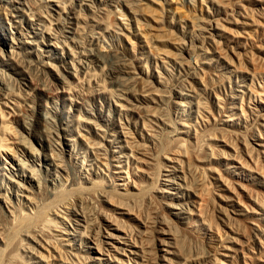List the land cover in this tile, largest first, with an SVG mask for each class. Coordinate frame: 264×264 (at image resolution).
I'll return each mask as SVG.
<instances>
[{"label": "rangeland", "instance_id": "rangeland-1", "mask_svg": "<svg viewBox=\"0 0 264 264\" xmlns=\"http://www.w3.org/2000/svg\"><path fill=\"white\" fill-rule=\"evenodd\" d=\"M191 42L196 47L194 53L201 47L199 63L193 62L191 55L186 57ZM0 48V86L3 77L9 83L5 93L0 94L5 116L0 117V126L6 125L7 130L5 133L0 127V139L28 165H39L36 169L46 185L51 178L40 170L44 169L41 165L51 167L52 163L33 160L19 145L29 142L43 156L62 147L64 159H70L82 173L95 169V155L102 156L110 167L106 170L100 166L98 176L113 189L109 175L116 178L113 172L119 171L114 168L120 166L125 171L132 163L130 157L126 160L129 150L125 139L136 144L137 151L144 144V148L151 145L138 117L147 108L139 96L144 95L141 91L146 87L162 96L153 109L162 120H158V127L155 125L158 132L162 129L158 138L161 144L172 141L165 148L168 153L159 141L152 152L158 166H170L169 172L162 170V174L176 175L163 156L167 158L175 151L181 158L177 150L182 147L178 145L186 140V129L181 124H202L190 92L191 87H201V75L211 79L203 95L208 107L202 111L209 126L216 122L219 129H236L242 132L241 137H248L253 125L250 110L264 113V0H0ZM108 52L112 57H106ZM255 91H259L260 98ZM229 115H234L233 121H227ZM220 133L216 131L210 140L204 137L201 148L205 150V143L211 142L223 149L224 156L205 158L219 170L215 169L216 174L201 167L191 173L188 170L186 182L191 184L184 185L181 178L175 177L172 186L161 181L150 191L162 203L173 199L186 203L188 213L172 207L161 210L173 226L191 238L173 241V233L154 222L156 206L138 204L132 212L147 227L131 220L133 215L125 217L135 224L134 242L124 236L120 243L103 245V251H108L105 254L97 253V248L81 236L84 220L80 225L62 224L67 236L53 231L56 237L38 235L33 240L21 233L7 246V216L11 209L7 200L16 205L17 194L22 198L27 194L25 188L36 191V182H24L29 174L19 170L10 150L0 152V264H264V229L259 232L254 226L259 223L264 228V154L260 153L264 148L258 143L251 147L253 155L258 153L254 149L260 153L259 177L230 163L227 154L233 152L219 141ZM225 140L243 149L234 136ZM198 149L193 153L199 152L200 156ZM128 170L129 177L134 178L133 170ZM217 174L222 180L226 178V183L234 182H229V191L214 182ZM119 175L120 180L112 183L125 185V174ZM238 182L260 189L261 193L254 190L250 194H256L258 204L241 192ZM141 185L146 187L143 181ZM119 191L123 193L121 187ZM95 200L92 198L87 208L92 207L86 209L93 225L99 226L98 222L103 221Z\"/></svg>", "mask_w": 264, "mask_h": 264}, {"label": "bare ground", "instance_id": "bare-ground-1", "mask_svg": "<svg viewBox=\"0 0 264 264\" xmlns=\"http://www.w3.org/2000/svg\"><path fill=\"white\" fill-rule=\"evenodd\" d=\"M200 36H202V35H200ZM202 38H199V39L203 40L204 38L203 39ZM212 40H211V42H214ZM203 41L205 42V40H203ZM193 43L191 42L189 44V45H191V47H187L188 49L185 50L186 57H190V55H191V58L192 59L194 58L193 62L197 63V61H198V63H199L200 62L199 59H202V58H198L199 57L198 53H200L202 50H201V47H199L200 52H198L199 50L197 49L198 50V51H196L197 54L194 53V50L196 49V47L194 49L195 44H193ZM192 44H193V46H192ZM202 47H203V45H202ZM215 50H218V49H215ZM217 52H219V54L221 53L219 50ZM110 53L111 52H108L106 54V57H109V58L112 57V55ZM0 54H2L1 48H0ZM192 54H194L195 57L192 56ZM200 55H202V54H200ZM204 55H205V53H204ZM183 57H185V56H183ZM183 57H182V59L184 62L186 61V63H190V61L188 59L183 58ZM183 61H182V63H183ZM19 66L21 68H23L21 65H19ZM203 70L204 69H202V74H204ZM197 72H199V71H197ZM195 73H193V76L195 75ZM1 75H2V73H1ZM196 75H197V73H196ZM199 75H198V77H199ZM253 75H254V73H253ZM196 78H195V80H196ZM199 80L198 81L200 82L201 87L195 86V87H191V90L190 89L189 90L192 93L191 97L196 99V100H194L196 102V104H195L196 112H197V116L199 117V119L203 120L202 124H201V126L196 127V125H191V124L187 125L186 121H184V123L181 125L183 126L182 128L186 129V132H184V134L186 136V140L182 139L183 144L180 143L181 145H178L180 148L182 147V149H180L181 151L177 150V152L179 154H181V158L178 157V155H176L175 151L170 152L171 156L167 154V158L163 156V158L168 163L172 164V166H173L172 168L174 170L173 173H176L175 176H172L170 173H167V174L163 173L162 174V170L165 172L166 171L169 172V170H167V167H170V166L165 165V164L163 165V168L160 167L161 165L158 166L159 163L158 164L156 163L157 161H155V156L152 153L156 149V145L159 144V142L161 144V141L159 140L158 136L160 135L159 132L162 129L158 132L156 130L157 128L155 129V127L157 126V123L159 121H162V120H159V118H157L158 116L155 115V111H153V109L155 108L154 104H156L157 101L161 100L160 97L162 98V96H160V94L153 93L154 89H152L151 87H146L141 91L144 95H142L141 93L139 94L143 103L149 109L146 108V111L138 113V117L140 119L141 127H142L141 129L143 131H145V133L147 134V140H149L151 142V145L144 148V145H145L144 144L143 149H140V147H138L139 151H137V150H134V146L136 144H134V146H133V144L131 142H129L128 139H125V144L129 150V155L127 156L126 160H128L130 157L132 159V163H131V165L127 166V169H125V171L122 168H120V166H117L116 168H114V169L119 170V171L113 172V174H116L118 176L116 178H114V177L112 178V176L109 175V180L111 181V184L113 185V189H109L110 186L106 185L105 181L98 176V174H99L98 170H100V166L105 167L106 170H108L110 167L109 163L107 162L108 161L107 159H106L107 161L105 163L103 162V160L105 161V159L102 158V156H100L98 158L95 155V160H96V163L94 165L95 169L92 168L91 170L85 171V173H82L80 171V169L78 167H76L70 161V159L69 160L64 159V149L62 147L56 153L53 150H50V153L48 156H45V155L43 156L42 154L38 153V150L33 145H31L29 142H25L24 144L19 145V147L21 146V148L23 149L24 152L29 153V156L33 160L34 159L38 160V162H42L45 165H46L47 161L52 163L51 167L41 165V167H43L44 169L42 170L39 168L42 172H45L47 177L51 178L49 184L46 185V183L44 182V178L42 177V174H40L39 171L36 169V166H39V165L36 163H34V165H28L26 163L25 159L23 160V159L19 158L20 155L16 154V151L14 149H9V147L4 146L2 144V140L0 139V152L5 151L8 153L7 150H10L13 154V158L15 160H17L19 163V170H21L22 172H24V171L28 172L29 176L28 175L26 176L24 182H26V183L36 182L35 183L36 184V189H35L36 191H31V190L29 191L28 189L25 188V192H27V194L23 195L22 198H20V195L17 194V201H19V202H17L16 205L14 203L10 202V199L7 200V204H8V206L10 205L11 209L9 210V213H8L9 215L7 216V217H10L8 220L9 225H10L9 226L10 231L6 237V240H5L6 243L5 244L7 246L10 245L14 241V239L16 237H18L19 234H21V233H25L28 237H31L32 239L34 238L33 240H35V238L38 235H49L52 237H56L57 235H54L56 233H53V231L59 232V234H60L59 236H67L68 231L65 227L64 228L61 227L62 224H63V226H65L66 224L67 225H71V224L80 225L81 222L84 220L83 225H81V227H80V230L83 231L81 236L86 238L88 240V242H90L91 244H93L97 248L96 249L97 253L101 252L102 254H105V252L108 253V251H103L104 250L103 245L106 244V245L113 246V244L115 242L120 243L119 239H123L122 237H124V236H126V238H133L134 237L135 231H136V229L134 228L135 224H130L129 222H127L125 217L127 219H130L129 216L133 215V217H131V220L134 219L135 221L136 220L140 221L133 214V212H134L133 207H136L138 204H150V205L156 206L157 212L153 216L154 222L156 224L163 225L166 228V230L168 231V233L169 232L173 233V235H174V236L172 235L173 241H176V239L177 240L180 239L182 241H187V239H190L191 237L188 235V233H185L182 230H178L175 226H173V224H171L170 219L168 217V214L166 212L163 213V211H164V209H166V207L167 208L172 207V208L178 209V211H180V212H185V213L187 212L188 213L187 210H190V209L187 208L186 203L185 202L177 203L174 199L168 203H166V202L162 203L161 201H158V196L153 195L151 193L152 192L151 190L153 188H155V186L156 187L159 186L161 181H163L164 183H167L169 186H172V184H173L172 179H174L175 177H176V179L181 178V181L183 182L184 185H189L191 183H189V181H188L189 184L186 182V179H187L186 178V171L188 172V170H189L191 173V172H194L197 168L200 169V167L203 168V170L209 171L211 174L212 173L216 174L215 171L218 169L216 167L214 168V166L211 165L210 163L205 162V158H207L208 156H210L211 159H212V157H215V156L219 157V155L221 156L224 154L222 152L223 149L222 150L218 149V147L215 144H212L209 141L210 143H205V145H204L205 150H201V148L203 146L202 141L205 142L204 137H206L207 140H210L216 131H221V133H220L221 139L219 141L221 143H223V146L229 147L231 149V151L233 152V154L230 153L231 155L227 154V158L230 157L229 161H231L230 162L231 164H237V167H238L237 169H243V170L249 172L250 174H255V175H258L259 177H262L260 174L261 173L260 168H261L262 164H260L261 166H259V156H260L259 154L260 153L264 154V151L259 153L258 149H254V151H257L259 154L256 153V155H253L252 154L253 149L251 148V147H254V145L258 146V144H260L259 147L264 148V145H261V144H264V141H262V140H264V113H261L260 111H252V109L250 110L253 125L251 126V129H249L248 137L244 136V135H243V137H241L240 133H242V132L239 131L240 132L239 133V132H237L238 130L236 131V129H232L230 131H227L225 129H219V128H217L216 122L211 123L212 126H209L210 123L208 124V119L206 118V116L203 115L202 111L206 112L205 109L208 107L207 105H206L207 107L204 105L205 103L203 102V95L208 92L211 79L209 80V78L206 76V74H204L203 76L201 75L199 77ZM192 83H193V81L191 82V84ZM8 85H9L8 81L5 79V77H3L2 78V86H0V94L5 93V91L8 89ZM119 85L121 86V84H119ZM192 86H193V84H192ZM257 94H258L257 95V97H258L259 91ZM262 94H264V93H262ZM262 94L260 93V95H262ZM179 95H182V94L180 93ZM259 98H260V96H259ZM157 99H159V100H157ZM262 101H264V100H262ZM262 101H261V104L264 103ZM150 104H153V105H150ZM241 112L242 113L240 116L242 118L243 117L245 118L246 117L245 115L242 116L244 110H241ZM3 116H4L3 111L0 108V117L2 118ZM232 116H234V115L227 116V119H228L227 121H233L234 118H232ZM197 119H196V123L198 124ZM213 120H214V118H213ZM229 124H230L229 126L233 125L232 123H229ZM4 126H6V125H4ZM0 127L3 129V131L5 130V133H6V131H7L6 128L5 127L3 128L2 126H0ZM199 127H202V128H200L201 130L198 129ZM204 132H206L205 134H207V133L208 134L205 135ZM245 135H247V134L245 133ZM228 136H234V139L237 141V144L241 143V146L243 145V149H240V147H237V146H233L234 143L231 144V146H230V143H232L233 141L228 144L227 140H225V137H228ZM213 138H212V140L215 139V138L214 139ZM188 140L191 141L190 143L193 145L192 147L191 146L189 147V145L186 144L188 142ZM250 140H251V142H250ZM171 142L172 141H167L166 143L161 144L162 145L161 148L167 149L168 146L170 147ZM4 143H6V142H4ZM90 143L91 142H89V144ZM198 148L200 149V153L202 152V154H200V156L198 154L199 153L198 151H197L198 152L197 155L194 154L195 153L194 151H196L195 149H198ZM166 149H165V151H166V153H168ZM165 151L163 154H166ZM24 152H22V153H24ZM243 153L245 154V157H247V159H245V160H244ZM93 154H97V151H94ZM194 162L198 163L199 165H197L196 163L194 164ZM226 165H228V164H226ZM128 167L133 170L132 174H133L134 178H132V179L129 177ZM4 169L7 170L6 168H4ZM110 171H111V169H110ZM262 171H264V170H262ZM110 173L111 172H109V174ZM119 174H125V179L127 180V183L125 185L124 184H117V185H123V187L117 186L116 184L112 183L113 182L112 180H114V181L120 180L119 176H121V175H119ZM162 177H164L163 180H161ZM216 178L217 179H214L215 180L214 182L221 183V186H224L225 189H227V191H229V189H231V187L229 185H231V183H234L232 181H229V182H231L230 184H229V182L228 183L224 182V180L226 178H224V180H222L221 176L218 174H217ZM7 179L9 180V177H7ZM141 181L146 183V187H144V189L142 188ZM18 184L19 183H16V186ZM235 184H236V182H235ZM115 185L119 188L121 187L123 189V193H120L119 188H117ZM163 185L166 186L165 184H163ZM114 186L116 188H114ZM237 186L239 187V189L241 190L242 193L246 194V196L248 197L249 200H251L253 203H257V204L259 203V202H256V200H258V197L256 196V194L254 197H251V195H250L251 193L252 194L255 193L254 190L256 191V193H261V191H260V189H258V187H254V186L252 187V186L246 185L245 183L243 184L241 182H240V184L238 182ZM238 187H237V189H238ZM158 188H160V187H158ZM166 188H168V187L166 186ZM192 188H193V186H192ZM165 192L169 193V190L165 189ZM241 192L237 191L236 194L238 193L239 196H242ZM169 194H172V193H169ZM261 194H264V193H261ZM234 196L236 197V195H234ZM92 198H94V200L96 199L98 202V203H95L93 201L92 205L94 206V203H95V205L97 204V207L100 208L99 214L102 218L103 223L98 222V224H100L99 226L93 225L94 224V222L92 221L93 219H90L91 217H89V215L91 216V214L90 213L88 214V212H87V209H90L92 207L90 205V207L87 208L88 204H90V202H91L90 200H92ZM236 198L238 199V197H236ZM251 198H254V200H252ZM103 203L107 204V206H110L112 209H110V208L108 209L106 207H103V205H102ZM93 208H95V207H93ZM161 208L163 211L161 210ZM158 210H160L161 212ZM94 211H95V209H94ZM115 212H121V213H119V215L117 216V215H115ZM140 223H141V226H143L145 228L147 227L144 222L140 221ZM257 224H258V226L254 225L256 227L257 231L262 232V229H264V228L259 226L260 225L259 223H257ZM101 237L105 238V240L101 239ZM62 238L63 237H61V240H62ZM161 241L163 242V239ZM131 242L132 243L134 242V238H133V241H131Z\"/></svg>", "mask_w": 264, "mask_h": 264}]
</instances>
